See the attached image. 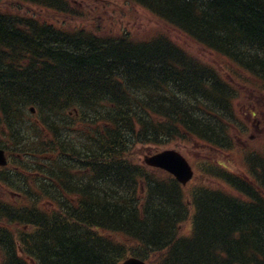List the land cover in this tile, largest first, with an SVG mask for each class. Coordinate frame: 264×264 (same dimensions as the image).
Instances as JSON below:
<instances>
[{"label":"trees","instance_id":"obj_1","mask_svg":"<svg viewBox=\"0 0 264 264\" xmlns=\"http://www.w3.org/2000/svg\"><path fill=\"white\" fill-rule=\"evenodd\" d=\"M17 1L37 10L0 5V147L24 172L7 170L5 182L27 185L13 205L0 201V264H121L130 254L151 264H264L262 158L244 155L252 183L205 166L230 193L183 189L135 152L178 142L239 151L238 89L166 34L108 31L101 13L73 0ZM124 1L227 58L264 92V0Z\"/></svg>","mask_w":264,"mask_h":264},{"label":"rangeland","instance_id":"obj_2","mask_svg":"<svg viewBox=\"0 0 264 264\" xmlns=\"http://www.w3.org/2000/svg\"><path fill=\"white\" fill-rule=\"evenodd\" d=\"M79 7L86 8L87 10H94L97 13H101L98 17L101 24L104 28L109 29L110 27H122L127 28L132 33H152L154 29H161L165 31L179 46H181L189 54L198 57L203 62L213 66L218 69L222 75L232 82L235 87L242 88V93L239 95L238 105V122L239 125L235 131V142L239 145L240 148H247L252 152H259L264 154V114H260L259 111L257 118L251 117L250 111L252 109H262L264 108V95L258 94L253 89L256 87V82H250L251 78L243 73L239 67L234 64H229V61L224 59L221 60L215 53L197 46L193 42L189 41L180 32L169 28L163 23L154 19L146 10L138 7L137 5L129 4L127 5L124 0H73ZM8 3L9 9L12 12H16L20 15H29L32 16L36 12L37 8L29 4H20L17 0H0V5L6 6ZM46 11H42L44 13ZM52 12V11H51ZM52 15H57L52 12ZM59 15V14H58ZM68 22L69 18L66 15H61ZM60 18V23L66 22L65 19ZM104 17V20L101 18ZM117 24V25H115ZM224 64V66H222ZM227 64V66L225 65ZM257 104L258 106H254ZM256 114V115H257ZM254 115V116H256ZM248 123V131L245 135V139L242 140V135L245 131L241 128L242 122ZM250 140V142H249ZM178 151H180L190 162L196 163L199 161V154L201 149L185 148L186 146H174ZM157 149L154 147H139L136 151L137 157L142 159L144 155H150ZM213 158L220 159L221 164L225 165L228 169L235 168V171L244 172L243 166L241 163V158L238 153H215L212 154ZM56 163H59L58 156L53 157ZM214 164H216L214 162ZM15 184V183H14ZM13 184V185H14ZM23 181L20 179L17 182V189H23ZM194 184L200 185H210L212 184L211 177L205 179L203 176H197ZM213 186V185H211ZM0 201L2 204L7 206L13 205L12 202H15V198L8 194H0ZM186 234H189L186 233ZM148 264L150 262L146 261Z\"/></svg>","mask_w":264,"mask_h":264},{"label":"water","instance_id":"obj_3","mask_svg":"<svg viewBox=\"0 0 264 264\" xmlns=\"http://www.w3.org/2000/svg\"><path fill=\"white\" fill-rule=\"evenodd\" d=\"M148 164L164 168L173 173L182 183H186L191 177L192 172L188 164L174 151H166L147 160ZM6 159L0 151V165H5ZM125 264H144L143 262L130 259Z\"/></svg>","mask_w":264,"mask_h":264},{"label":"bare ground","instance_id":"obj_4","mask_svg":"<svg viewBox=\"0 0 264 264\" xmlns=\"http://www.w3.org/2000/svg\"><path fill=\"white\" fill-rule=\"evenodd\" d=\"M260 155H261L262 158H264V154H261V153H260Z\"/></svg>","mask_w":264,"mask_h":264}]
</instances>
